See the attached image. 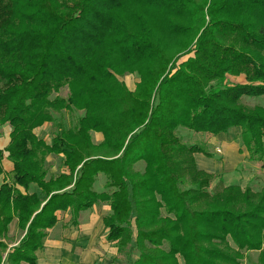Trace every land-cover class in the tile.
<instances>
[{
  "label": "trees",
  "instance_id": "trees-1",
  "mask_svg": "<svg viewBox=\"0 0 264 264\" xmlns=\"http://www.w3.org/2000/svg\"><path fill=\"white\" fill-rule=\"evenodd\" d=\"M127 1L0 0V140L11 129L0 148V264H38L59 212L75 225L102 204L115 262L243 264L258 251L264 264V187L198 169L195 154L213 155L179 133L238 128L264 169V108L242 104L264 96V0H131L147 13L134 23L120 15ZM127 73L139 77L134 90L118 80ZM65 86L67 98L53 97ZM64 109L84 115L75 127L56 122L50 142L38 137ZM14 220L24 235L9 247Z\"/></svg>",
  "mask_w": 264,
  "mask_h": 264
},
{
  "label": "crops",
  "instance_id": "crops-1",
  "mask_svg": "<svg viewBox=\"0 0 264 264\" xmlns=\"http://www.w3.org/2000/svg\"><path fill=\"white\" fill-rule=\"evenodd\" d=\"M237 80V82H239V80L242 82L241 78H238ZM234 130L236 129L233 128L227 133L210 137L205 136L203 138L205 148L213 155V157L210 158L204 154H195V161L198 169L220 175L224 183L225 181L227 183L229 181L228 184H225L226 186L231 185V182L245 178L246 174L243 173L241 176L242 172H237V170H242V168H250L251 170V178L248 179V182H251V179L254 180L256 176H259L264 172V169H260L259 167H256L255 164L252 165L248 161V154L246 155L243 153L241 159L238 157L239 155L237 156L235 154L236 149L241 147L239 142H237V136L233 133ZM218 149L221 150L220 155L217 154ZM239 164L244 167H239ZM109 213L110 207L107 204L98 205L91 210L80 212L78 217L79 228L78 231L75 230L77 231V234L74 232L72 234V236L76 234L75 238L69 241L66 240L68 242L64 243L59 234H55L56 236L48 235L44 247L36 253L38 264H96L95 261H98L99 254L95 252L96 247L94 245H96L100 239V233L105 229L103 223L104 216H107ZM60 214H65V216L68 217L71 212H59L58 218ZM64 222H66V220ZM100 224H102L103 230L101 229ZM57 226L58 224L50 229L48 233L56 230ZM83 231L86 232L83 233ZM8 245L9 247H13L17 244ZM102 249H104L106 254L100 260L106 261V264H111V260H113L114 264L117 252L115 253L110 250L115 251V249L110 248V250H107L105 245ZM102 249H99V251Z\"/></svg>",
  "mask_w": 264,
  "mask_h": 264
},
{
  "label": "rangeland",
  "instance_id": "rangeland-1",
  "mask_svg": "<svg viewBox=\"0 0 264 264\" xmlns=\"http://www.w3.org/2000/svg\"><path fill=\"white\" fill-rule=\"evenodd\" d=\"M142 7L143 6L140 7L134 1L128 0L126 2L125 6L122 8L120 15L123 18L129 19L130 21H132L131 23H134L135 20H132L130 16H132L134 14H138V15L142 14L144 16H147L146 10ZM175 20L183 21L182 19H178V18H175ZM261 54L264 56V51L261 52ZM117 77H118L119 81L124 82V84L131 90L135 89V86H136L137 82L139 81V77L136 73H127V74H124V76H117ZM230 82L233 84L236 83L235 80L230 81ZM239 82H241V80H239ZM68 94H69L68 86H65L60 90V92L58 94H54L53 97L59 96V97L67 98ZM242 104L245 107L251 108V109L256 107V106H261L264 108V96H261V97H248V96H246L243 98ZM54 115H55L57 121H54L53 123L45 124L44 126L35 130L36 135L38 137H40L41 139H44V141H46V142H50V139L53 136V133L55 131V123L56 122L59 121V122L63 123V125H65L66 127H70V128L75 127L77 125L78 119L82 115H84V111L83 110L64 109V111L59 112V113L58 112L54 113ZM235 129L236 130H234L233 133L237 136V142H239V145L241 147V148L238 147L236 149L235 154L237 156L239 155L238 157L241 159V156L243 155V153H245L246 155L248 153L246 152V150L244 148L242 149V146L240 144V136H239L240 130L238 128H235ZM10 133H11L10 127L7 126L3 129V137L0 140V148L6 149V147L8 146V144L10 142ZM179 133H180V135H182L184 141L188 144L198 143V144L204 145L203 138L205 136L206 137L208 136V135H203V134H193L191 131L186 130V129L180 130ZM102 140H103L102 133L92 132V142L98 144V143L102 142ZM199 154H201V153H199ZM217 154L220 155V153H218V152H217ZM7 155L8 154L6 152L5 156L7 157ZM242 159H243V157H242ZM50 160H52V158H50ZM52 163H53V166L51 168V172L52 173L58 172V170H59L58 161L52 160ZM3 165H4V168L7 172L9 169H11V166H12L10 160H8L6 158L3 160ZM239 167H244V166L239 164ZM136 169L137 170H143L144 169V163L137 164ZM237 172H242L241 176L243 175V173L246 174L245 178H242L239 181L231 182V185L239 184V185L243 186V188L250 187L254 191H260L264 187V172L260 175L258 174L259 176H256L254 180L251 179V182H248V179L251 178L250 177V173H251L250 168H247V169L242 168V170H237ZM2 179H3V176L0 177V183H2L1 182ZM218 180H219V178L212 184V188H215L217 186ZM228 183H229V181H228ZM228 183L225 181V183H223V184L225 185ZM102 184H103L102 180H100V183L97 185L96 188L99 190V188L102 187ZM65 220H66V222H64ZM16 223H17L16 220H14L12 222V224L10 225V231H9L10 234H8V237L6 239V242L8 244H11V245L17 244L19 242V240L22 238V236L24 235L22 233V231L19 228H17ZM78 226H79L78 221H77V224H75V225L71 222V214L68 217H66L65 214H60L59 215V223H58L56 230L48 233V235L54 236L55 234H57V235L59 234V236L62 238V241L64 243H66L69 240L75 238V235L77 234V231L79 228ZM100 226L102 229L103 228L102 224H100ZM67 229H70V230H67ZM75 230H77V231H75ZM73 232L76 233L74 236H72ZM85 232L86 231H83V233H85ZM106 232H107V230L104 229V231H102L100 233V235H99L100 239L99 240L96 239V240H98V242L96 243V245H94L96 247L95 252L97 254H99L98 261H95L96 264H106V261L100 260L106 254L104 251L105 248L102 249L104 247V245L106 246L107 250H110V248H112V249L114 248L115 251L114 250H110V251H113L115 253L117 252L116 248L111 243L107 242ZM81 233H82V231H81ZM66 240H68V241H66ZM99 249H102V250L99 251ZM258 255H259L258 251L246 252L243 264H257ZM119 260H121V259H118V261L116 260L117 262L114 261V264H129L126 261H122L120 263ZM180 262H181L180 264H183L182 259H180ZM111 264H113V260H111Z\"/></svg>",
  "mask_w": 264,
  "mask_h": 264
},
{
  "label": "built area",
  "instance_id": "built-area-1",
  "mask_svg": "<svg viewBox=\"0 0 264 264\" xmlns=\"http://www.w3.org/2000/svg\"><path fill=\"white\" fill-rule=\"evenodd\" d=\"M217 152H218V153H221V150H220V149H218V150H217Z\"/></svg>",
  "mask_w": 264,
  "mask_h": 264
}]
</instances>
